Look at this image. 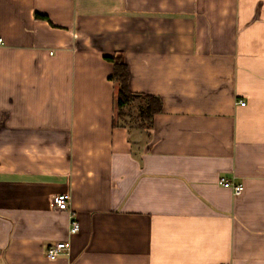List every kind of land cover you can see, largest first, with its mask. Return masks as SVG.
Returning a JSON list of instances; mask_svg holds the SVG:
<instances>
[{
	"label": "crops",
	"instance_id": "crops-1",
	"mask_svg": "<svg viewBox=\"0 0 264 264\" xmlns=\"http://www.w3.org/2000/svg\"><path fill=\"white\" fill-rule=\"evenodd\" d=\"M0 39V264H264V0H0Z\"/></svg>",
	"mask_w": 264,
	"mask_h": 264
},
{
	"label": "trees",
	"instance_id": "trees-1",
	"mask_svg": "<svg viewBox=\"0 0 264 264\" xmlns=\"http://www.w3.org/2000/svg\"><path fill=\"white\" fill-rule=\"evenodd\" d=\"M106 59L114 67L109 76L116 86L114 125L128 128L135 125L136 128L149 131L156 114L163 109L162 99L156 95L132 91L129 65L122 52L106 56Z\"/></svg>",
	"mask_w": 264,
	"mask_h": 264
},
{
	"label": "built area",
	"instance_id": "built-area-1",
	"mask_svg": "<svg viewBox=\"0 0 264 264\" xmlns=\"http://www.w3.org/2000/svg\"><path fill=\"white\" fill-rule=\"evenodd\" d=\"M2 39H0V43ZM245 105L246 102H241ZM218 183L224 187H230L233 189L235 195H240L244 191V185L242 183H236L233 179L227 177H221ZM53 203L55 207L59 210H70V205L72 203V197L68 193L56 194L53 197ZM80 230V222L76 217H72L70 224V234L74 235ZM70 250V245L66 241H60L49 246L47 249V256L50 259H55L60 255L66 254Z\"/></svg>",
	"mask_w": 264,
	"mask_h": 264
}]
</instances>
